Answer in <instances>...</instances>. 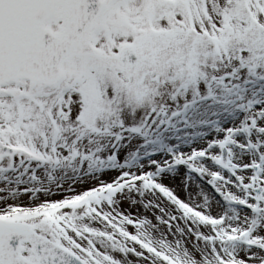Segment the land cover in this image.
Here are the masks:
<instances>
[{
  "label": "snow or ice",
  "instance_id": "6c2138e0",
  "mask_svg": "<svg viewBox=\"0 0 264 264\" xmlns=\"http://www.w3.org/2000/svg\"><path fill=\"white\" fill-rule=\"evenodd\" d=\"M0 264H264V0H0Z\"/></svg>",
  "mask_w": 264,
  "mask_h": 264
}]
</instances>
